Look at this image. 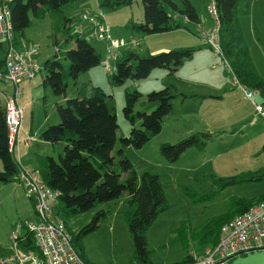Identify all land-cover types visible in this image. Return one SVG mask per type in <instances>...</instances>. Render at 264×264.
<instances>
[{"label":"rangeland","instance_id":"obj_1","mask_svg":"<svg viewBox=\"0 0 264 264\" xmlns=\"http://www.w3.org/2000/svg\"><path fill=\"white\" fill-rule=\"evenodd\" d=\"M191 1L198 10L200 23L192 24L191 29L180 27L160 33H145L132 26L133 21H145L142 0H133L131 4L116 8L102 5L103 0H76L61 8L62 18L58 25L51 12L43 18L32 16V23L24 30L23 36L16 37L17 42L20 41L19 47L35 46L39 49L42 70L34 78L20 83V96H15L14 87L0 79L2 104L5 105L7 97L11 96L25 108L23 128L14 155L21 169L37 170L41 159L53 156L58 160L63 151L61 143L41 138L48 125L60 121L57 104L66 103V100L61 102L64 95H57L52 87L45 86L48 69L44 62L58 55L67 69L69 60L58 51V44L67 38L66 30L79 33L80 24L83 25V34L103 57L106 56V43L87 36L93 25L82 21L83 14L94 16L101 26L110 27L114 36L127 42L135 37H130L134 32L141 46L130 45L129 51L140 55L157 54L177 47L195 48L192 57L173 73L165 68H155L147 78H128L122 85H114L101 63L98 67L104 73L103 76L98 74L100 78H96L94 84L86 72L76 82L68 80L69 97L81 96L83 92L92 95L93 86L99 85L113 95L119 124L113 151L116 163L120 160V139L128 136L132 128L123 110L126 90L137 89L143 93L135 105L136 114L145 109L150 92L165 87L179 93H198L201 96L213 93L221 97H208L201 103L195 96L184 102L178 95L174 100V110L164 117L158 134L140 148L124 146V154L139 176L147 171L160 175L169 202V208L159 214L146 233L149 257L154 264L183 263L189 254H203L207 247L212 246L201 242L205 224L233 212L237 198L257 200L264 195V178L246 179L250 172H264V118L257 113L253 101L246 97L229 62L201 34L213 28L214 18L208 10L213 0ZM239 8L245 44L264 79V0H239ZM256 100H261V95ZM136 126L141 127L140 122ZM197 132L211 133L204 137L206 143L203 147H190L176 161L162 155L163 143H177ZM117 170L125 180L127 173L122 171L120 163ZM128 200L129 194L124 193L118 201L101 203L92 210L65 217L70 228L77 233L98 209H109L96 230L82 241L75 242L84 259L93 264H145L128 227L125 215L130 208ZM35 214L34 201L19 180L0 184V259L12 254L14 232L19 225H22L20 234L26 231L27 223L35 218ZM229 264H264V249L240 253L231 258Z\"/></svg>","mask_w":264,"mask_h":264},{"label":"trees","instance_id":"obj_2","mask_svg":"<svg viewBox=\"0 0 264 264\" xmlns=\"http://www.w3.org/2000/svg\"><path fill=\"white\" fill-rule=\"evenodd\" d=\"M76 0H12L10 2L13 27L17 37L32 23V16L43 18L48 12L60 22L61 8ZM133 0H103L102 5L116 8L131 4ZM145 21H133L134 29L145 33H160L180 27L191 29L192 24L200 23V15L191 0H142ZM220 18V42L223 57L229 62L236 80L247 88L259 91L264 103V79L253 62L245 44L244 32L239 22V0H215ZM59 11V12H56ZM186 19V20H185ZM66 41L58 44V51L69 65L65 69L61 58L44 62L48 73L44 78L45 86H50L57 95H66L69 79L75 82L80 75L101 64V54L89 39L80 33L66 30ZM16 37V39H17ZM18 41V39H17ZM195 48L177 47L157 54L140 55L134 51H124L117 62V68L108 74L114 85H122L128 78H147L155 68H165L176 72L186 59L192 57ZM93 94L69 97L65 104H57L60 121L48 125L41 138L52 143H61L63 151L59 159L47 156L41 159L39 172L43 181L60 192L57 206L58 214L72 217L92 210L101 203L118 201L124 193L129 194V206L126 219L130 233L134 237L137 250L145 264H154L150 260L147 248V230L159 214L169 208V202L160 179V175L144 172L141 176L132 162L124 154V146L140 148L158 134L164 117L174 110V99L178 95L183 99L189 95L178 93L171 87L154 90L148 94L146 107L135 113V105L143 93L137 89L126 90L124 113L131 121V133L121 137L120 160L115 161L113 151L117 143L119 128L116 106L112 94L106 93L100 86L93 87ZM0 99V184L18 179L21 171L14 150L9 146V133L6 123V110ZM140 122L141 127L136 124ZM211 133H193L177 143H163L162 155L170 161H176L190 147L201 148L205 145V136ZM121 165L127 173L125 180L117 170ZM248 180L264 178V172L246 174ZM264 200L237 198L234 211L205 224L202 235L203 244L215 245L220 236L222 225L253 204ZM109 209L100 208L92 219L77 233L72 232L74 243L82 241L87 234L96 230L107 216ZM66 220V219H65ZM22 249L37 251L33 233L28 230L17 237ZM243 253V252H241ZM189 254L183 263L190 260ZM86 260V259H85ZM89 264V260H86ZM182 264V263H177Z\"/></svg>","mask_w":264,"mask_h":264},{"label":"built area","instance_id":"obj_3","mask_svg":"<svg viewBox=\"0 0 264 264\" xmlns=\"http://www.w3.org/2000/svg\"><path fill=\"white\" fill-rule=\"evenodd\" d=\"M11 1L0 0V79L15 88V96H20L22 94L20 83L34 78L42 70V64L37 47L18 46L9 7ZM208 10L214 18L213 28L210 32L203 31L201 34L217 52L223 55L220 42V18L215 0L210 3ZM81 19L93 25L87 36L107 42L106 56L102 57L101 63L110 73L116 70L124 47L141 46L137 36L130 42L117 38L111 33L110 27L101 26L90 14H83ZM82 27L83 25L80 24L78 31L80 34H83ZM241 86L246 97L255 104L257 113L264 118V103L256 100L259 91ZM5 108L9 146L14 150L25 109L16 103L15 97L7 99ZM17 180L34 201L36 219L29 221L27 228L33 233L37 251L20 247L17 237L22 225H19L18 230L13 234L14 250L11 255L0 259V264H89L78 252L67 221L63 216L55 215L60 192L46 184L39 171L35 169H21ZM255 249H264V200L226 221L221 227L215 245L207 247L201 255L191 254L190 260L182 264H229L234 256Z\"/></svg>","mask_w":264,"mask_h":264},{"label":"crops","instance_id":"obj_4","mask_svg":"<svg viewBox=\"0 0 264 264\" xmlns=\"http://www.w3.org/2000/svg\"><path fill=\"white\" fill-rule=\"evenodd\" d=\"M186 20V19H185ZM198 24V23H197ZM68 29V28H67ZM133 36H137L134 32H131L130 33V37H133ZM138 37V36H137ZM66 41V38L62 41V42H65ZM20 42V41H19ZM19 42H18V44H19ZM102 42H105L106 43V46H107V42L106 41H102ZM22 47H25V46H22ZM129 48H131V46L130 45H128L127 47H124L123 49H122V52H121V55L123 54V52L124 51H129ZM131 50H133V48L131 49ZM148 50H149V48H148ZM101 57H103L102 55H101ZM102 59V58H101ZM102 65V64H101ZM99 66V65H98ZM98 66H96V67H94V68H92V69H90V70H88L86 73H87V76H88V79L91 81V83L92 84H94L93 82H94V80H96V78H100L99 77V75L98 74H101L102 76H103V71L98 67ZM98 67V68H97ZM105 69H106V67H105ZM107 71V70H106ZM178 71V70H177ZM110 72H108L107 71V76H108V74H109ZM23 83V82H22ZM100 86V85H99ZM9 87H13V86H9ZM94 87V86H93ZM15 89V88H14ZM179 93V92H178ZM180 93H184V92H180ZM187 94V93H186ZM189 96L188 97H186V98H184L183 99V97L180 95V97H182V101H184L185 102V100L186 99H188L190 96L191 97H194L195 96V98L197 99V100H200L201 101V103H204V101H206V99H208V97H210V98H212V99H220L221 97H219V96H214L213 95V93H209L208 95H200V94H198V93H193V94H188ZM258 95H260V94H258ZM257 95V96H258ZM221 96V95H220ZM9 97H11V96H9ZM9 97H7V99L9 98ZM67 98H69V96H68V94L66 93V95H64L63 96V98L61 99V102H64L65 100H67ZM178 98V97H177ZM209 98V99H210ZM0 99H1V97H0ZM256 99H257V97H256ZM175 100V99H174ZM15 101H16V98H15ZM257 101H261L262 102V98H261V100H257ZM66 102V101H65ZM16 103H17V101H16ZM19 106H22V105H20L19 103H17ZM5 106V105H4ZM23 108H24V106H22ZM25 109V108H24ZM25 115V114H24ZM43 126V125H42ZM23 128V127H22ZM21 130L22 129H20V131H19V133H18V138H19V136H20V133H21ZM41 130V129H40ZM35 134V133H34ZM48 142V141H47ZM14 152H15V149H14ZM31 169V168H30ZM36 170V169H35ZM37 171H39V169H37ZM40 173V172H39ZM34 208H35V206H34ZM55 215L56 216H58V209H57V207H56V209H55ZM36 219V214H35V218L33 219V220H35ZM67 225H68V227H69V229L71 230V231H73L71 228H70V226H69V223H68V221H67ZM74 232V231H73Z\"/></svg>","mask_w":264,"mask_h":264},{"label":"bare ground","instance_id":"obj_5","mask_svg":"<svg viewBox=\"0 0 264 264\" xmlns=\"http://www.w3.org/2000/svg\"><path fill=\"white\" fill-rule=\"evenodd\" d=\"M35 213H36V211H35Z\"/></svg>","mask_w":264,"mask_h":264}]
</instances>
